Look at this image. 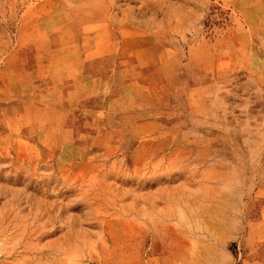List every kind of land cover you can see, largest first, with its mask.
Segmentation results:
<instances>
[{
    "label": "rangeland",
    "instance_id": "1",
    "mask_svg": "<svg viewBox=\"0 0 264 264\" xmlns=\"http://www.w3.org/2000/svg\"><path fill=\"white\" fill-rule=\"evenodd\" d=\"M0 264H264V0H0Z\"/></svg>",
    "mask_w": 264,
    "mask_h": 264
}]
</instances>
